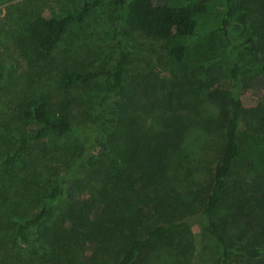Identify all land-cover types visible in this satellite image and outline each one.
<instances>
[{
    "label": "trees",
    "instance_id": "1",
    "mask_svg": "<svg viewBox=\"0 0 264 264\" xmlns=\"http://www.w3.org/2000/svg\"><path fill=\"white\" fill-rule=\"evenodd\" d=\"M80 1L72 11L25 25L16 46L26 69L16 78L0 53V83L9 81V71V84L19 87L16 110L36 125L0 162V264H147L171 243L192 244L193 217L206 222L221 246L222 264L233 256L264 264V100L249 115L243 98L256 78L264 80V0H111L117 25L162 44L167 74L210 70L217 38H228L229 83L206 94L218 115L205 130L217 124L223 144L203 175L184 165L190 111L167 99V79L132 71L134 52L117 28L111 33L116 57L106 69L60 61L62 36L69 30L79 36L102 3ZM231 26L246 30L245 38L231 40ZM47 80L64 92L61 99L45 90ZM73 91L98 102L101 113L92 127L69 109ZM74 133L85 138L75 147L67 142ZM49 154L58 161L41 193L39 166ZM243 203L245 215L237 213ZM234 206L238 210L225 213ZM246 216V230L235 235L232 225ZM8 218L18 219L13 241L31 246L28 257L11 259L3 233ZM85 239L94 249L89 258L79 252Z\"/></svg>",
    "mask_w": 264,
    "mask_h": 264
},
{
    "label": "rangeland",
    "instance_id": "2",
    "mask_svg": "<svg viewBox=\"0 0 264 264\" xmlns=\"http://www.w3.org/2000/svg\"><path fill=\"white\" fill-rule=\"evenodd\" d=\"M81 4L80 0H0V53L8 60V64L11 65L9 71L15 78L26 69L24 59L16 46L19 38L24 34L25 25L40 15L48 16L51 12L62 9L72 11ZM111 9V0H102V3L88 17L87 26L79 36L74 37L73 30L67 31L62 36L57 47L60 61L80 70L106 69L116 57L113 52L114 43L111 33L117 28L120 37L131 46L134 52L132 71L137 74L154 71L160 75V78L167 79L168 86L164 90L169 95L167 99L178 103L177 107L182 113H186V110L190 111V114H187L190 122L184 143L186 159L184 165H187L188 173L205 174V171L215 164L223 144V131L217 124L213 132L205 130V123L218 115V109L206 100V94L210 89L226 86L229 83L231 62L227 58L228 38L223 33L217 38L212 48L215 64L210 70L204 69L201 72L184 70L167 74L161 64L162 44L138 32H126L125 26L117 25L111 17ZM246 34V30H240L234 26L229 29V38L234 42H240ZM9 71L7 78L9 81L0 83V162L6 155L16 150L18 138L21 135L36 127L32 121L22 118L21 113L17 112L18 109L16 110L15 98L19 87L9 84L11 80H14ZM42 85L55 97L62 98L64 92L60 91L51 80L43 82ZM243 98L246 111L250 115L264 100V80L256 78L243 93ZM67 101L69 109L77 111L79 123H86V126L92 127L93 123L98 122L101 108L95 99L73 91L69 93ZM84 140L85 138L81 135L74 133L67 142L75 147ZM47 158L48 162H40L39 166L42 174L38 182L41 193L49 189L52 178L50 169H53L58 161L56 157L53 158V154H49ZM62 204L59 202L54 205L55 216L59 215ZM243 207L244 210L237 213L242 215L248 213L244 203ZM232 210L238 209L235 206L230 209L228 207L225 213ZM247 220L246 216L241 223L232 225L235 235L246 230L244 222ZM16 221H18L17 218H8L3 230L6 240L9 241L12 260L28 257L31 249V246L20 248L14 244ZM191 227L193 233L191 245L171 243L164 249L156 250L147 264H222L224 259L222 248L208 231L206 222L201 218L193 217ZM82 242L80 254L87 258L92 257L94 251L92 244L88 239ZM229 264L244 263L237 256H233Z\"/></svg>",
    "mask_w": 264,
    "mask_h": 264
}]
</instances>
